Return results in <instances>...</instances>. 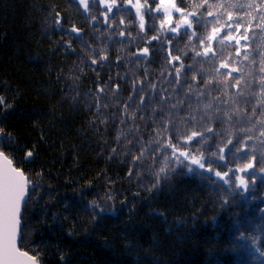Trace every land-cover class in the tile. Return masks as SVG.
Returning a JSON list of instances; mask_svg holds the SVG:
<instances>
[{
    "label": "trees",
    "instance_id": "16d2710c",
    "mask_svg": "<svg viewBox=\"0 0 264 264\" xmlns=\"http://www.w3.org/2000/svg\"><path fill=\"white\" fill-rule=\"evenodd\" d=\"M135 2L115 0L112 6V0H87L84 9L78 0H0V96L10 105L0 107V151L27 176L32 200L22 216L26 225L20 247L39 264H264V137L259 135L264 128L236 124L235 117L231 125L205 120L204 128L217 133L208 134L206 141L214 147L191 142L205 157L229 138L237 147L246 145L235 155L228 145L224 161L217 152L212 173L205 161L200 172L208 180L180 167L167 179L157 177L163 153H145L137 160L138 147L123 137L117 142L121 129L128 133L137 127L142 141L152 147L156 139L162 144L170 140L182 151L194 152L183 147V135L157 137L160 121L191 131L186 117H199L197 110L209 102L215 110L217 98L231 97L253 122L260 120L261 0H209L232 5L227 10L242 25L234 35L239 39L247 33L239 45L234 40L221 44L219 37L207 40L214 17L206 18V28L194 21L192 29L173 33L167 23L161 24L162 12L145 8L141 29ZM202 2L176 0L186 11ZM140 3L159 6V0ZM173 18L175 26L179 13ZM192 31L203 43H197ZM206 47L211 51L204 55ZM221 63L229 67L221 68ZM232 78L240 79L243 98L231 86ZM193 84L199 89L189 92ZM180 85H186L183 92ZM200 91L204 94H192ZM153 109L164 110L153 118L155 123L149 119ZM27 151L33 152L31 158ZM253 156L254 167L240 173L238 167ZM228 168L247 180L246 189L238 180L224 184L215 176ZM91 204L105 213L92 214Z\"/></svg>",
    "mask_w": 264,
    "mask_h": 264
},
{
    "label": "snow or ice",
    "instance_id": "6c2138e0",
    "mask_svg": "<svg viewBox=\"0 0 264 264\" xmlns=\"http://www.w3.org/2000/svg\"><path fill=\"white\" fill-rule=\"evenodd\" d=\"M131 2L132 0H129V3ZM181 2L183 3L184 0H181ZM79 3L83 4L84 8L87 9V0H79ZM112 6H115V0H112ZM134 7L136 9V14L139 17V27L141 29L144 28L143 9L147 8V10L150 12L162 11L164 14V20L161 21V24L163 25L164 23H167L170 26L171 32L173 33L178 32L182 27L185 30L192 29L194 26V21L196 24H203L206 28V18L214 17L215 22L213 23L211 32L206 37L208 41H216L219 37V42L221 44H223L224 41L234 40L235 43L239 45L240 39H247V33L241 35L239 39L237 38V35H234V33L239 34V29L242 27V25L240 23V20H234L232 12L227 10L228 8L232 7L231 4H228L226 6L223 3L213 4L209 3V0H203L202 3L192 4L191 7L194 10L186 11L185 8L179 7L177 5L176 0H159V6L155 9H152L149 5H147V3L141 4L140 0H136ZM247 7L255 8L256 6L254 4H248ZM259 8L261 9V11H264V0H261ZM214 9H224V11H214ZM108 11L111 12V6L108 8ZM174 12L179 13V19L175 23V26H172ZM224 16H226V21L222 19ZM105 19H107V13L105 14ZM259 19L261 21V26H264V15H261ZM57 23H59V21H57ZM225 28H227V31H225ZM72 31L75 32L78 30L73 28ZM222 32L223 35L221 36L220 34ZM120 35L123 36L124 33L121 32ZM191 35L193 37H196L197 43H203V40L200 37L196 36L195 31H192ZM210 51L211 48L206 47L204 49L203 54L207 55ZM143 52L147 53L148 48H144ZM196 55L199 56L201 55V53L197 52ZM100 59L106 60L107 57L101 56ZM175 59L179 60V57H176ZM245 59H247V57H245ZM91 63L96 64L97 61L92 60ZM220 67L228 68L229 65L227 63H221ZM236 70L237 69H232V71ZM261 72H264V65L261 66ZM176 75H180L179 69L176 70ZM225 75L227 77H231V72H228ZM195 79L196 78L193 77L194 81ZM177 83L179 82L177 81ZM185 86L186 85H180L182 92ZM228 86V84L223 85L225 89H227ZM231 86L237 89L236 95L243 98L240 79L232 78ZM258 86L260 90V100H258L257 103L262 108H264V76L260 78ZM188 88L189 92H192L193 89H199V85L193 84L188 86ZM140 91H143V89H140ZM192 94L202 95L204 93L203 91H200L199 93L193 92ZM225 95L227 96V92H225ZM190 98L191 97H189V99ZM225 104H227V108H224ZM144 105V100L140 98V106L143 107ZM0 107H5V110L6 107H10V105L5 106V100L2 96H0ZM97 111H100L99 107H97ZM125 111H127V106H125ZM197 111L201 114L199 117L195 113H191L188 117H186L187 125L192 129L191 131H182L181 128H178L176 126H172L170 128L168 121L161 120L159 124V128L161 129V131L157 132L156 136L159 137L162 135V133H172L175 134L178 139H180V137L183 135V139L185 141L183 147H191L195 149V145L191 142L195 141L197 144L205 146L206 141L209 138L217 136V133L212 128H204L203 122L205 120L214 119L215 121L220 122L221 124L228 123L231 125L233 124L235 117L236 124H241L242 122H249L252 124V128H254L257 124L261 128H264V115H262V118L260 120L253 122L252 117L244 114L241 109L237 106L236 101L233 100L231 97H228L225 100H220L219 98H217L215 110H213V103L209 102L207 104H202ZM220 111H223V115L219 114ZM255 114V110H253V116H255ZM163 115V109L159 113H157L155 109H153L149 119H153L156 116ZM3 116L4 112H0V117ZM130 119L134 124L135 116L130 117ZM141 119H143V116L141 117ZM121 123H124V121L122 120ZM153 123H155L154 119ZM252 128H248L247 131L251 132ZM208 134H211V137H209ZM3 135L4 129L0 128V137H3ZM259 135L261 137H264V131H260ZM121 137H123L124 140H128L129 143H132L133 147H138V150L141 152V156L136 157L137 160L142 159L145 153L149 155L156 152L163 153L159 156V159L157 161L160 165L159 171L155 172V169H153V171L155 172V175H157V177L162 175L164 179H167L170 173L176 170V167L186 169L188 174L197 173L203 176V173H201L200 170L205 169L206 163L207 172L212 173L214 171L212 168V164L217 162L213 159V157H216L217 152H219L218 160L224 161L225 148H227L228 145H233V140L229 138L224 143V147L218 148L217 152H212L208 157H205L203 152L200 151V149H195L194 152H189L187 150L182 151L180 145L172 144L170 140L162 144L159 139H156V146L152 147L151 142L145 143L144 141H142L140 135L138 134L137 127L129 128L128 133H125L121 129L120 134L117 137V142L120 141ZM248 138L251 139V136H249ZM237 143L240 144V141L238 140ZM206 146L209 148L214 147V145ZM245 146V144H240L239 147L233 145V147L229 149V151L235 155L240 152H243ZM169 149L171 151H169ZM113 152H115V149H113ZM196 153H199V155H196ZM0 156H3L5 160H8L7 156H4V153L0 152ZM32 156L33 152L27 151L26 158H31ZM245 156H247L246 153ZM153 159H156V157H153ZM8 163L9 165H11V161H8ZM254 164L255 157L253 156V158L249 162L238 167V171L240 173H244L248 169H252L254 167ZM139 166L140 165H137V167ZM193 166L196 167L194 168ZM224 167L227 168V164H225ZM261 171H264V169H261ZM229 173H232V175L230 176ZM129 175H131V173H129ZM252 175H256V173H252ZM215 176L220 177L224 184H228L229 181L238 180L240 186L244 187L245 189L247 188V180L243 176H237L236 171H233V169L231 168H228V170L223 173H221L220 171H215ZM203 179L208 180L211 179V177L203 176ZM158 183L159 181H157V184ZM31 187L34 189L36 186L33 185ZM29 188L30 185L28 178L20 169L9 167L8 172L4 174L3 177H0V262H2V264H29V262L30 264H39L38 259L29 256L27 252H21L20 249L17 247L18 240H20L21 243L23 241V231L21 229V225L22 223L26 225V220L22 221V212L26 216L27 209L32 204L31 197L29 196ZM88 210L92 214L99 212L101 215H103L105 213V209L100 208L98 205L95 204L88 205Z\"/></svg>",
    "mask_w": 264,
    "mask_h": 264
},
{
    "label": "water",
    "instance_id": "95a60500",
    "mask_svg": "<svg viewBox=\"0 0 264 264\" xmlns=\"http://www.w3.org/2000/svg\"><path fill=\"white\" fill-rule=\"evenodd\" d=\"M1 138L2 137H0V139ZM4 156H6L5 153H4ZM8 161H11V160L9 158H8V160H5L3 156H0V177H3V175L8 172L9 167L16 168L12 161H11V165H9ZM29 194H30V188H29ZM22 216H23V212H22ZM22 227H23V223L21 225V229H22ZM17 247L20 249L21 252H26V251H24V250L21 249V247H20V240H18V242H17ZM28 255L31 256V257H34L31 254H29V253H28ZM0 264H2V262H0ZM29 264H30V262H29Z\"/></svg>",
    "mask_w": 264,
    "mask_h": 264
},
{
    "label": "rangeland",
    "instance_id": "374dc122",
    "mask_svg": "<svg viewBox=\"0 0 264 264\" xmlns=\"http://www.w3.org/2000/svg\"><path fill=\"white\" fill-rule=\"evenodd\" d=\"M79 1V0H78ZM81 4V3H80ZM88 4V3H87ZM112 4V3H111ZM81 5H83V4H81ZM83 8H84V5H83ZM85 9V8H84ZM100 9L102 10V7H101V4H100ZM162 12V11H161ZM163 13V12H162ZM173 14H175V12L173 13ZM173 21H174V18H173ZM23 228V227H22Z\"/></svg>",
    "mask_w": 264,
    "mask_h": 264
}]
</instances>
